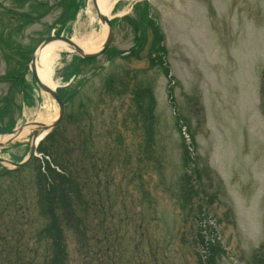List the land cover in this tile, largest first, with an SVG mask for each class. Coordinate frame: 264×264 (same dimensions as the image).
I'll return each instance as SVG.
<instances>
[{
  "label": "rangeland",
  "instance_id": "rangeland-1",
  "mask_svg": "<svg viewBox=\"0 0 264 264\" xmlns=\"http://www.w3.org/2000/svg\"><path fill=\"white\" fill-rule=\"evenodd\" d=\"M137 1L142 0H115L118 11L109 17L116 19V34L108 54L79 71L64 69L73 55L68 47L55 65L60 93L79 89L66 104L55 140L65 156L63 170L81 188L71 203L75 214L62 206L56 211L63 218V264H202V231L217 236L225 249L217 264H257L264 255V0H147L165 34L172 80L149 64L150 29L140 53L114 55L134 44V31L122 17H135ZM89 2L75 5L83 6L63 35L79 40L104 26ZM31 5L27 19L48 16L25 30L21 22L19 58L10 68L16 79L28 76L19 82L22 89L18 85L5 121L0 119L1 132L17 120L23 125L40 122L41 113L59 115L27 68L32 50L51 28L61 31L55 21L63 22L58 20L63 4L32 0ZM141 84L151 87L156 100L151 141L148 121L131 98ZM7 86L0 85V93ZM28 139L1 149L0 157L22 160ZM186 141L193 142L190 169ZM40 162L34 158L17 172L6 163L0 169V264L52 259L51 240L41 235L50 219L40 211ZM188 172L194 176L189 182ZM192 185L200 195L184 200Z\"/></svg>",
  "mask_w": 264,
  "mask_h": 264
},
{
  "label": "trees",
  "instance_id": "trees-1",
  "mask_svg": "<svg viewBox=\"0 0 264 264\" xmlns=\"http://www.w3.org/2000/svg\"><path fill=\"white\" fill-rule=\"evenodd\" d=\"M135 14L137 19H133L131 17L126 16L124 18L125 21L132 26L136 33V47L131 51V56L135 55L140 50L147 41V30L150 29L153 34V39L148 47L149 54V64L151 67H158L162 70V72L171 79V69L170 65L166 60L167 56V48L164 44V33L160 28V25L152 16L150 11V4L148 1H143L137 3L135 6ZM94 59H90L87 61H93ZM113 78L109 77L107 79L108 84L113 85ZM78 93V89L72 93L66 92L64 94V98L66 101L72 102L75 98V95ZM170 98L172 100V94L169 91ZM131 98L134 100L136 104L137 112H140L142 118L148 121L147 124V132L146 135L147 140H152L153 134V125L155 119V107L156 100L151 90V87L146 85L136 89L132 92ZM136 112V113H137ZM182 121L180 120V116L178 118V124ZM181 127V126H180ZM60 134V129L53 131L41 144L39 145L38 151L43 154L44 157H51L53 159H58L59 163V148L58 145L55 144L56 135ZM193 142L188 143L184 146V161L185 165H187L188 169L191 168V163L193 162V158L191 157V148ZM64 159L61 158L60 164L62 166V170L58 172L56 169L51 167L50 161L43 158L40 162L38 168L37 179L39 184L41 185L40 190L43 192V199L41 200L40 211L42 215H46L49 217L50 222L48 225L44 226L41 230V235L47 239L51 240V250L52 256L50 264H63L67 255L65 250V242L63 238V230H62V220L63 218L59 217L56 211L59 209L62 204V208H64L66 214L69 213L75 214L74 209L72 208V199L74 194L80 193V186L73 178L71 172L64 171L63 168ZM194 180V176L192 173H187V180ZM198 188L196 185L190 186V190L186 192L183 197L184 200L193 199L194 196L200 195V191L196 192ZM69 219V218H68ZM199 243L202 245V249L204 250L205 257H201L202 264H217L218 258L222 256L225 252L223 245L221 244L219 238L216 236L209 237L208 232H200L198 234ZM257 264H264V255L260 257L259 262Z\"/></svg>",
  "mask_w": 264,
  "mask_h": 264
},
{
  "label": "flooded vegetation",
  "instance_id": "flooded-vegetation-1",
  "mask_svg": "<svg viewBox=\"0 0 264 264\" xmlns=\"http://www.w3.org/2000/svg\"><path fill=\"white\" fill-rule=\"evenodd\" d=\"M31 1L0 0V65H5L4 72L0 73V85L8 84L6 95L2 91L0 93V109H8L14 105L19 82L10 67H14L19 58L18 37L21 22L23 30L33 24L31 19H27L30 18L28 10L32 6ZM2 116L0 110V119Z\"/></svg>",
  "mask_w": 264,
  "mask_h": 264
},
{
  "label": "water",
  "instance_id": "water-1",
  "mask_svg": "<svg viewBox=\"0 0 264 264\" xmlns=\"http://www.w3.org/2000/svg\"><path fill=\"white\" fill-rule=\"evenodd\" d=\"M93 3L95 5V7L98 6L97 0H93ZM98 17L103 24H106L108 26V29H109L106 41L104 42V44L102 45V47L98 51L85 52L73 40H71L69 38H65V37L54 36V35L44 39L42 42H40L36 46V48L32 54L31 62L28 65V68H30L31 71L33 72V74L35 75L37 83L40 86V88L42 89V91L45 92L46 94H48L55 101V103L58 105L59 115H58L57 119L51 125H45L44 123H41V122H33L29 125L22 126L18 129L13 130L10 134L18 136L20 133L23 132V129L25 127H27V126H35L36 127L35 129H32L30 139L27 142V144L29 145L28 156L24 161H22L20 163L5 160L3 158H0V163H4V162L10 163L11 165H13L14 169H21V168L25 167L26 165H28L33 160L34 156H36V151H37V147L39 145V142L46 135H48L51 131H53L63 120L64 113H65V106H64L62 100L60 99L56 89H54V88L50 87L49 85L43 83L37 76L36 57H37L39 50L42 49L47 44L59 40V41L65 42L74 51L75 54H77L81 57V59L96 58V57L101 56L110 47V45L114 39V36H115V30H114L109 18L105 14L98 12ZM43 133H44V136L41 137L43 135ZM14 139H15V137L9 139L5 143H0V148L4 147L7 143L13 142Z\"/></svg>",
  "mask_w": 264,
  "mask_h": 264
},
{
  "label": "bare ground",
  "instance_id": "bare-ground-1",
  "mask_svg": "<svg viewBox=\"0 0 264 264\" xmlns=\"http://www.w3.org/2000/svg\"><path fill=\"white\" fill-rule=\"evenodd\" d=\"M98 6L96 8V12H101L102 14L107 15L108 17L111 15V11L114 7L115 0H97ZM92 5V2H90ZM91 17H93L92 12ZM107 27L103 26L99 30L91 33L90 35L83 37L79 40H76L77 44L85 51V52H92L97 51L107 36ZM67 44L62 41H54L42 49L39 50L37 57H36V67H37V75L38 78L45 84L49 85L50 87H56V83L54 80V70L55 65L59 59V52L62 49L67 48ZM56 114L55 113H41L38 117L39 121L44 123L45 125H51L55 120ZM32 129H35V126L26 127L22 133L18 136L15 135H4L0 136V143H5L9 139L15 137L16 140H21L31 133ZM44 135V133H43ZM42 135V136H43ZM41 136V137H42Z\"/></svg>",
  "mask_w": 264,
  "mask_h": 264
}]
</instances>
